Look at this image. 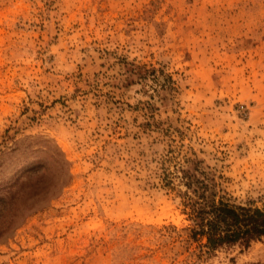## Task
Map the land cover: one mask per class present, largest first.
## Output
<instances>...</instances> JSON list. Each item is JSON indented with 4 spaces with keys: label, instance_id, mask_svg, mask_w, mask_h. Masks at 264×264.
Here are the masks:
<instances>
[{
    "label": "rangeland",
    "instance_id": "1",
    "mask_svg": "<svg viewBox=\"0 0 264 264\" xmlns=\"http://www.w3.org/2000/svg\"><path fill=\"white\" fill-rule=\"evenodd\" d=\"M44 140L68 173L45 199ZM17 181L0 264H264V237L206 252L191 210L203 184L264 201V0H0V193Z\"/></svg>",
    "mask_w": 264,
    "mask_h": 264
},
{
    "label": "trees",
    "instance_id": "2",
    "mask_svg": "<svg viewBox=\"0 0 264 264\" xmlns=\"http://www.w3.org/2000/svg\"><path fill=\"white\" fill-rule=\"evenodd\" d=\"M25 141L27 142L25 143ZM44 141L46 145H43V148L37 147L34 149V152H43L45 154L44 166L40 165L35 168L31 165L28 170L30 176L36 178L29 195L43 199L48 195L49 197L55 196L59 192L60 187H63L66 175H68L64 168L66 160L56 144L53 143V146H50L51 143L48 140ZM27 143L30 145L32 139H24V142L18 147L27 145ZM18 182H12L3 187L0 193V203L3 206L12 205L18 210L22 206L21 204L29 199L30 196L24 201L25 186ZM14 186L16 187L12 192ZM203 187L204 190L202 191ZM203 187L200 188L202 192L197 195L198 199L191 204V210L194 217L197 218L196 226L198 228V231L195 230L193 232L200 233L205 237L206 243L204 247L207 249L206 252L214 251L222 246L237 244L242 247H248L252 241L260 240L264 237V201L258 206L251 203L235 204L224 200L222 197L218 199L209 198L210 195L206 194L204 184ZM12 193L17 195L19 199L12 200Z\"/></svg>",
    "mask_w": 264,
    "mask_h": 264
}]
</instances>
